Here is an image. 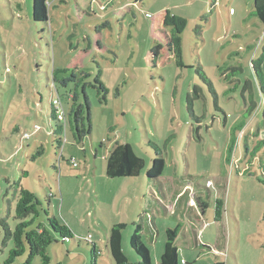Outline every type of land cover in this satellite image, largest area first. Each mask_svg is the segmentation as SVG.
I'll use <instances>...</instances> for the list:
<instances>
[{"label":"rangeland","instance_id":"374dc122","mask_svg":"<svg viewBox=\"0 0 264 264\" xmlns=\"http://www.w3.org/2000/svg\"><path fill=\"white\" fill-rule=\"evenodd\" d=\"M33 4L0 0V221L12 230L20 222V183L41 201L32 228L48 226V210L75 232L72 240L56 236L50 264H93V243L97 263L112 264L107 231L137 196L136 223L145 209L159 216L162 238L164 222L181 225L179 252L189 264H264V78L253 66L260 61L264 77V23L254 0H50L47 23L33 19ZM168 10L187 20L181 65L167 41ZM83 88L91 120L85 107L80 138L71 111L85 102ZM57 97L67 113L61 149L51 118ZM150 141L166 159L152 184ZM117 142L145 159L138 177L107 175ZM124 233V251L137 262L132 223ZM4 237L0 224L1 263L15 245ZM143 241L158 264L160 247L151 235Z\"/></svg>","mask_w":264,"mask_h":264},{"label":"trees","instance_id":"16d2710c","mask_svg":"<svg viewBox=\"0 0 264 264\" xmlns=\"http://www.w3.org/2000/svg\"><path fill=\"white\" fill-rule=\"evenodd\" d=\"M50 0H34L33 4V19L38 22H49L50 10H49ZM254 14L264 23V0H254ZM164 24L172 27V32L167 36V41L171 52L175 55L176 61L179 65L182 64V47H181V33L187 25V20L183 16L173 14L171 11H167L164 16ZM166 33V31H163ZM255 72L263 80V72L261 68V62H253ZM61 71V70H58ZM57 70L54 71L56 75ZM88 77V74H84L83 77ZM75 77V76H73ZM72 78H65L62 81L63 85H66L68 80ZM206 79V78H205ZM209 82V81H208ZM97 84L100 86V92L106 94L107 88L104 86L102 81L97 80ZM262 85V84H261ZM262 91L264 93V86L262 85ZM84 99L79 107L74 103L71 115H74L76 121V128L79 137L82 138L87 132L80 124V121L85 117V107L88 109V117L90 116V101L86 94L85 88H83ZM59 93V92H58ZM100 94V93H99ZM69 98L76 102L78 99V93L69 95ZM105 98V97H104ZM189 109L192 111V98L188 99ZM64 106V105H63ZM65 110V108H64ZM66 118L67 113L65 111ZM51 118L57 122V128L53 130V133L58 142V148L61 149L64 146V140L59 135L66 129V120L62 121L58 117V109L52 100ZM149 145L155 150V157L152 161V165L148 171L147 179L150 184L155 182H160V178L164 173L166 167V159L163 154L162 148L153 142H149ZM43 153V148H39V154ZM107 169L106 173L109 177H137L141 174L142 170L146 165V161L143 157L138 155L134 150V147L130 143H120L117 142L114 149L110 152L107 157ZM18 192V202L16 205V218L20 220L15 230H12L7 221H0V224L4 230V242L9 239L14 240V247L11 249L8 258L5 262L0 264H16V259L23 256L27 251H29L28 258L24 263L21 264H32L33 260L37 257H41V264H50L51 257L48 253V248L51 244L56 242L58 239L56 236H60L63 241L72 240L75 237V232L69 224H62L56 215L50 214L47 210L49 223L46 225H39L37 228H32V224L36 217L40 214L41 201L38 196L31 190L25 188L22 184L17 185ZM221 207L222 201H217L216 207V218L219 220L221 218ZM32 218L31 220L29 218ZM144 215L140 216V221L133 224L134 233L131 237V247L136 252L139 257V261L131 262L129 257L124 251V229L126 224L117 223L111 227L108 231V250L109 257L112 264H154L151 256V252L147 245L143 241L144 233ZM181 225L174 228H168L166 235L167 240L165 244L164 253L158 264H189L183 258H181L179 253V248L177 246V239L179 236ZM88 241V240H86ZM93 264H98L97 259L99 257V251L97 249L96 243H93ZM18 264V263H17ZM56 264H66L64 262L58 261ZM191 264H203L199 262H194ZM215 264H225L222 261H218Z\"/></svg>","mask_w":264,"mask_h":264},{"label":"crops","instance_id":"0c3cea01","mask_svg":"<svg viewBox=\"0 0 264 264\" xmlns=\"http://www.w3.org/2000/svg\"><path fill=\"white\" fill-rule=\"evenodd\" d=\"M138 177V176H137ZM129 178H134V177H129ZM136 178V177H135ZM95 181H96V187L98 188L99 186V183H98V177L95 175ZM128 183H133L134 181H131V180H126ZM143 198H145V195H143ZM138 201V198L137 196L131 198L129 201H128V204H127V207H126V210H125V213L123 215V219H121L120 221H117V222H114L113 225L117 224V223H124L126 224L127 226L132 223H136V215H133L131 213V210H132V206L134 205L135 202ZM143 208V207H142ZM144 209V208H143ZM137 210V209H136ZM200 211L202 213H205V207H203V205L201 206V209ZM141 215H144V233H143V236L146 234L148 235H151V240L154 241V243L156 244V248L161 249V251L159 253H157V256H158V259L160 260L162 258V255L164 253V249H165V244H166V240H167V235H165L164 238H162V228L160 226V223L158 221L159 219V216L156 215L155 212H149V211H146L145 209L142 211V213L139 215V221H140V216ZM204 216V215H203ZM218 223H220L221 219L217 220ZM138 223V222H137ZM164 228H165V234L167 232V229L168 228H174V227H171L172 223L171 222H164ZM207 224V223H206ZM169 226V227H167ZM167 227V228H166ZM160 228V229H159ZM111 229V228H110ZM109 229V230H110ZM107 235H108V231H107ZM179 236H180V233H179ZM179 236H178V239H177V246L178 248L180 249V246L178 244L179 242ZM124 237H125V233H124ZM162 238V239H160ZM180 253V252H179ZM181 256V255H180ZM184 259V258H183ZM186 261V259H184Z\"/></svg>","mask_w":264,"mask_h":264},{"label":"built area","instance_id":"2783aa9c","mask_svg":"<svg viewBox=\"0 0 264 264\" xmlns=\"http://www.w3.org/2000/svg\"><path fill=\"white\" fill-rule=\"evenodd\" d=\"M53 100H54V104L56 105V107L58 109V117H59V119L62 120V121H65L66 120V114H65L64 106H63V103H62L60 97L54 98ZM26 135L29 136L28 134H26ZM72 163L74 165H78V163L75 162V159L72 160ZM88 238L89 239H93L92 234H90Z\"/></svg>","mask_w":264,"mask_h":264}]
</instances>
